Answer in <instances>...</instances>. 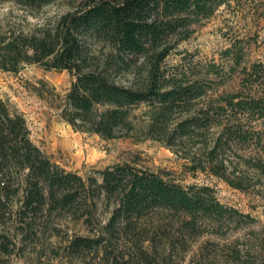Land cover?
Wrapping results in <instances>:
<instances>
[{
	"label": "trees",
	"instance_id": "obj_1",
	"mask_svg": "<svg viewBox=\"0 0 264 264\" xmlns=\"http://www.w3.org/2000/svg\"><path fill=\"white\" fill-rule=\"evenodd\" d=\"M11 1L40 8L57 0ZM222 3L79 0L51 24L29 31L0 26V69L17 72L24 65L39 64L72 73L75 79L61 117L76 131L102 139L130 136L135 128L131 110L143 103L150 107L146 133L169 147L176 140L189 141L212 124L218 126L220 131L210 145L191 158V170L208 169L243 189L240 177L230 179L219 152L247 141L242 117L246 112L264 114V104L259 99L247 102L229 96L218 110L221 115L238 110L242 117L236 120L215 121L211 108L201 109L200 117L184 109L186 115L172 120L175 110L200 95L192 93L193 86L167 77L163 69L173 48L170 38L181 31L187 36L193 23L210 16ZM94 42L103 43L105 50H93ZM137 68L141 79H137ZM125 74H131L126 82L116 79ZM254 167L264 171V164ZM98 174L99 179L83 178L52 162L31 141L23 116L0 99V218L10 196L17 198L18 218L25 225L27 214H67L86 232L68 239L65 250L70 257L85 259L87 264H182L191 244L205 233L218 234L229 226L235 230L253 221L221 204L208 186L184 187L129 164L109 166ZM188 264L201 262L191 258Z\"/></svg>",
	"mask_w": 264,
	"mask_h": 264
},
{
	"label": "rangeland",
	"instance_id": "obj_2",
	"mask_svg": "<svg viewBox=\"0 0 264 264\" xmlns=\"http://www.w3.org/2000/svg\"><path fill=\"white\" fill-rule=\"evenodd\" d=\"M78 2L57 0L29 8L0 0V9H8L0 15V26L29 31L51 24ZM188 29L187 36L181 31L170 38L173 48L163 69L167 77L174 76L184 85L193 86L192 93L200 96L175 110L171 119L186 115L184 109L200 117L201 109L211 108L215 121L224 122L226 117L236 120L242 117L238 110L230 109L222 115L218 110L229 96L247 102L259 99L263 106L264 0H223L210 16ZM91 47L105 50L101 42H94ZM141 77L137 68V79ZM129 78L131 74L116 76L120 82ZM74 79L67 70L46 69L39 64L24 65L17 72L0 69V99L23 116L31 141L68 172L99 179V171L129 164L184 187H211L221 204L253 219L235 230L229 226L220 228L218 234L205 233L191 244L182 264H188L191 258L201 264H264V171L254 167L264 164V114L246 112L242 131L247 141L232 143L219 152L230 179H241L244 188L237 189L208 169L191 170V158L200 155V149L209 146L220 131L213 124L208 130H199L189 141L176 140L169 147L146 133L150 107L143 103L131 110L135 128L128 137L102 139L73 129L63 120L61 111ZM201 159L204 161V157ZM8 201L0 218V264H87L85 259L68 256L65 250L68 239L86 233L79 222L65 213L43 211L27 214L25 225L18 218L19 206L14 204L17 198L10 196ZM104 219L105 215L100 220Z\"/></svg>",
	"mask_w": 264,
	"mask_h": 264
},
{
	"label": "clouds",
	"instance_id": "obj_3",
	"mask_svg": "<svg viewBox=\"0 0 264 264\" xmlns=\"http://www.w3.org/2000/svg\"><path fill=\"white\" fill-rule=\"evenodd\" d=\"M7 8L5 7V8H3V9H0V15H2L4 12H7Z\"/></svg>",
	"mask_w": 264,
	"mask_h": 264
}]
</instances>
